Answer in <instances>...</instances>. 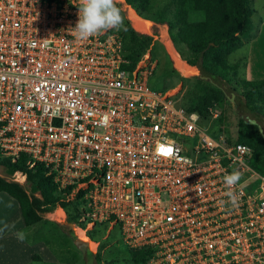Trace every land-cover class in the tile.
Instances as JSON below:
<instances>
[{
    "label": "built area",
    "instance_id": "obj_1",
    "mask_svg": "<svg viewBox=\"0 0 264 264\" xmlns=\"http://www.w3.org/2000/svg\"><path fill=\"white\" fill-rule=\"evenodd\" d=\"M76 2L0 0V154L43 166L81 224L119 227L151 251L145 264H264L252 147L212 137L182 96L151 89L150 56L127 69L120 30L77 39ZM233 170L245 186L221 206Z\"/></svg>",
    "mask_w": 264,
    "mask_h": 264
},
{
    "label": "trees",
    "instance_id": "obj_2",
    "mask_svg": "<svg viewBox=\"0 0 264 264\" xmlns=\"http://www.w3.org/2000/svg\"><path fill=\"white\" fill-rule=\"evenodd\" d=\"M44 1L53 3L60 0ZM126 1L145 20L168 25L171 38L182 59L200 70L199 77L184 84L185 95L181 104L187 111L200 116L202 126L208 129L212 137L218 138L223 132H228V126H225L227 125L225 106L230 101L229 95L236 96L239 126L247 127L259 134V139L254 144L236 142L252 147L251 164L264 175V138L259 131V126L264 129V78L254 81L245 78L248 56L239 62L229 60L232 54L244 46L249 48L251 42L260 36L264 21L261 19L256 25L253 22L257 14L253 6L254 0ZM120 13L123 14L121 9ZM134 29L127 21L123 22L120 29L129 61L127 69L131 71L153 45V38L139 34V31L136 32ZM152 59L155 61L154 57ZM157 70L158 66L149 80L151 89L162 93L173 89L175 84L168 81L167 76L166 88L154 84ZM204 77L209 80H204ZM215 107L220 109V115L213 120L210 118V110ZM250 120H256L257 125H250ZM229 142L234 141L229 139ZM30 162L23 154L15 159L0 154V168L5 169L9 176L22 173L27 177V188L0 177V194H6L18 203L25 226L31 228L44 222L46 214L62 207L68 215L70 224L86 230L87 226L79 222V204L67 203L70 191H60L53 176L45 173L43 166L31 167ZM109 227L108 223L97 225L89 232L93 234L90 237L92 241L97 242V236L105 235ZM114 230L120 233L119 227H115ZM127 253L130 260L136 264H145L151 256L148 249L135 250L128 247ZM90 255L96 260L99 259V255L92 253Z\"/></svg>",
    "mask_w": 264,
    "mask_h": 264
},
{
    "label": "rangeland",
    "instance_id": "obj_3",
    "mask_svg": "<svg viewBox=\"0 0 264 264\" xmlns=\"http://www.w3.org/2000/svg\"><path fill=\"white\" fill-rule=\"evenodd\" d=\"M76 1L79 2V0ZM253 3L257 11V14L253 18V22L256 25L261 19L264 21V0H254ZM116 4L123 13L121 15L123 22H129L133 29L135 28L137 30L134 29L136 32L139 31V34L153 38V45L144 59L148 56L151 59L154 57L155 63H157V76L155 74L154 77H156L153 80L155 85L157 84L161 88H166L168 86L165 83L167 76L168 81L174 82V88L176 86L178 88L181 84L184 87V84L190 83V81L200 76L199 69L196 73V68L189 66L190 73L188 74L177 63L174 54L178 55L179 52L171 38L168 25L145 20L126 0H116ZM260 35H262L263 40L261 39V42L258 43L255 61L258 64L260 60L262 68L264 67L263 26L260 30ZM248 52V47L244 46L232 54L229 60L230 62H239L248 56ZM192 68H194V72H192ZM229 97L230 101L225 106L227 110V125H225L226 127L228 126L227 137L234 141H244L248 144L256 143L259 139V134L249 130L247 127L239 126L236 96L229 95ZM212 109L220 115L219 108L215 107ZM210 118H213L212 114H210ZM0 177L27 188V177L22 173L9 176L5 169L0 168ZM9 201L13 202L12 208L5 206ZM51 216L50 214H46L44 216V222L27 228L24 224L18 203L8 195L0 194V220H6L9 224L15 223L14 229L6 231L0 237V264H136L130 260L127 253V244L121 239L120 233L114 230L115 228L112 230L109 227L105 235H98L96 238L98 241H94L95 243L92 247L90 248L89 246V250L83 254L75 246L74 237L78 240H89L91 239V235H93L89 233L92 228L90 229V226H88L87 228L89 230H82L73 224L74 229L69 230L72 224L66 220V214L63 209H58ZM17 230H24L27 233V239L23 243L19 242L13 234ZM90 253L99 255V259L96 260L95 257H91Z\"/></svg>",
    "mask_w": 264,
    "mask_h": 264
},
{
    "label": "clouds",
    "instance_id": "obj_4",
    "mask_svg": "<svg viewBox=\"0 0 264 264\" xmlns=\"http://www.w3.org/2000/svg\"><path fill=\"white\" fill-rule=\"evenodd\" d=\"M122 27L123 18L120 9L117 7L116 0H79L78 20L73 29L77 39L87 40L111 30H120ZM223 182L228 189L224 193L228 200L220 201L221 206L225 204H230L233 207L237 206L239 201L237 188L242 189L245 186L242 183L241 171L233 170L231 173L225 174ZM262 188H264V185H262ZM260 196L264 198V191L260 193ZM5 206L12 208L13 202L9 201ZM0 225H2L0 226V237L6 231L15 228V223L9 224L6 220H0ZM13 234L21 243L27 239V233L24 230H17Z\"/></svg>",
    "mask_w": 264,
    "mask_h": 264
},
{
    "label": "crops",
    "instance_id": "obj_5",
    "mask_svg": "<svg viewBox=\"0 0 264 264\" xmlns=\"http://www.w3.org/2000/svg\"><path fill=\"white\" fill-rule=\"evenodd\" d=\"M264 27V25H263ZM261 39H262V35L259 36L258 39H255L251 42V45L250 47L248 48L249 49V52H248V65H247V69H246V79L247 80H260V79H263L264 78V67L261 68V61L259 60L258 61V64L256 63V49L258 47V43L261 42ZM263 40V39H262ZM259 48H261L259 46ZM179 54V53H178ZM180 58H181V55L179 54ZM149 57V56H148ZM182 59V58H181ZM183 60V59H182ZM184 61V60H183ZM185 63H187L186 61H184ZM188 64V63H187ZM189 65V64H188ZM191 66V65H189ZM258 66V67H257ZM193 67V66H191ZM198 70L197 67H194ZM181 75V74H180ZM195 75V74H194ZM192 75V76H194ZM190 76V77H192ZM186 77V76H185ZM190 77H187V78H190ZM205 78V77H204ZM186 79V78H185ZM208 81V80H207ZM177 87V86H176ZM176 87L174 89H176ZM179 91L177 93H175L176 95H179V96H184L185 95V88L183 87V84L179 85ZM172 90V89H171ZM167 91L168 94H170V91ZM174 94V95H175ZM214 120V119H213ZM204 127V126H203ZM205 128V127H204ZM208 130V129H207ZM226 134V132H223ZM234 141V140H233ZM236 142V141H234ZM50 214V213H49ZM79 228V227H78ZM81 229V228H80ZM70 230V229H69ZM74 240H75V237H74ZM92 241V239H90ZM94 242V241H92Z\"/></svg>",
    "mask_w": 264,
    "mask_h": 264
},
{
    "label": "water",
    "instance_id": "obj_6",
    "mask_svg": "<svg viewBox=\"0 0 264 264\" xmlns=\"http://www.w3.org/2000/svg\"><path fill=\"white\" fill-rule=\"evenodd\" d=\"M204 80H209L208 78H203ZM230 99V97H229ZM232 100V99H231ZM234 102V100H232ZM231 101V102H232ZM249 124L250 125H257V121L256 120H250L249 121ZM259 131L260 133L263 135V138H264V129L262 126H259ZM70 230H73L74 229V225L72 224L70 227H69ZM74 244L75 246L79 249V251H81L83 254H85L88 250H89V244L86 243V242H83L81 240H78L76 237H75V240H74Z\"/></svg>",
    "mask_w": 264,
    "mask_h": 264
},
{
    "label": "bare ground",
    "instance_id": "obj_7",
    "mask_svg": "<svg viewBox=\"0 0 264 264\" xmlns=\"http://www.w3.org/2000/svg\"><path fill=\"white\" fill-rule=\"evenodd\" d=\"M145 34V33H144ZM174 57L177 61V63L189 74L190 73V67L189 65H187L179 56V54H174ZM179 72V71H178ZM192 72H194V68H192ZM196 73H197V69H196ZM179 91V88H176V89H172L170 91V95H173L174 93H177ZM62 210V209H61ZM89 228H93V226H90ZM88 229V228H87ZM79 230V229H78ZM83 230V229H82ZM89 230V229H88ZM86 236H87V233H86ZM81 241L83 242H86L89 244L90 248L92 247V245L95 243V242H92L90 239L89 240H83V239H80Z\"/></svg>",
    "mask_w": 264,
    "mask_h": 264
},
{
    "label": "snow or ice",
    "instance_id": "obj_8",
    "mask_svg": "<svg viewBox=\"0 0 264 264\" xmlns=\"http://www.w3.org/2000/svg\"><path fill=\"white\" fill-rule=\"evenodd\" d=\"M165 154H168L167 152Z\"/></svg>",
    "mask_w": 264,
    "mask_h": 264
}]
</instances>
